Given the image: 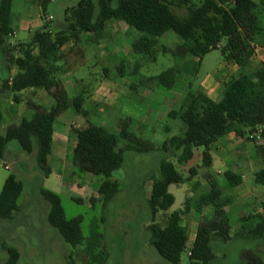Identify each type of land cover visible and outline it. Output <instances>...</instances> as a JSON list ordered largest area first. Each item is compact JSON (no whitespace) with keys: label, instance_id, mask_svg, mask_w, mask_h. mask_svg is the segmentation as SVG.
I'll list each match as a JSON object with an SVG mask.
<instances>
[{"label":"trees","instance_id":"obj_1","mask_svg":"<svg viewBox=\"0 0 264 264\" xmlns=\"http://www.w3.org/2000/svg\"><path fill=\"white\" fill-rule=\"evenodd\" d=\"M14 1L3 0L0 4V49L9 72L12 68L16 69L14 76L4 80L3 87L13 94L44 90L55 100V105L45 110L29 104L36 111L34 117L24 121L20 127L13 126L7 130L5 137L0 139V160L9 145L16 142L24 153L35 160L42 179L51 174L48 158L52 153L53 127L57 118L70 106H74L84 117L89 116L83 108L84 100H70L60 80L56 79V75L64 69L59 65L66 57L63 48L70 42H78L82 34L99 39L108 22L125 23L141 34L132 45L133 52L155 62L160 39L173 33L183 44L173 50L161 47L163 54L182 59L194 56L201 63L207 55L220 50L226 62L242 69L250 64L257 47L264 48V28L256 14L258 5L252 0H202L199 5L194 0H82L77 7L66 10L63 26L56 33L50 30L46 17L52 0H27L41 2L45 24L34 33L30 42L11 45ZM176 8L185 9L186 14H177ZM257 38L261 40L260 45L256 43ZM180 76L177 69L171 68L152 80L160 87L170 88L180 81ZM170 118H179L185 132L164 142L166 156L160 163L159 175L151 179L152 191L146 202L149 244L168 263L181 264L188 241L187 230L181 222L188 215L190 204L186 202L182 212L171 214L166 221L158 222V216L164 215L174 205L175 199L169 193V187L186 182L173 161L180 166L187 165L194 160L195 151L203 149L202 168L206 170L204 175L211 190L199 198L198 205L212 207L214 216L201 220L194 246L189 252V264H212L216 260L213 243L227 244L233 239L228 214L233 199L224 195L210 174L212 152L220 139L235 133L254 142L264 166V64L251 76L244 74L225 83L220 102H214L199 91L186 107L179 112H171ZM128 124L125 120L120 123L119 137L91 124L77 131L71 161L80 175L100 178L97 192L104 210L120 193V184L114 179V174L124 166L126 154L149 153L153 148L151 143L130 133ZM259 130L261 144L250 138ZM119 139L128 141L129 145L120 147ZM195 174L196 170L191 169L190 175ZM256 178L257 184L264 186V168ZM23 192V182L10 175L0 195V220L11 221L20 212L18 202ZM40 195L50 207L48 223L57 230L62 241L75 248L85 245L82 231L84 218L79 216L68 220L59 195L44 189ZM76 202L82 203L81 200ZM247 223L246 220L242 227L243 236L264 242V222L246 232L251 228ZM88 240V253L94 256L93 250L100 248L103 236L93 233ZM4 249L9 255L5 264H18L19 250L5 243ZM92 258L102 264L99 255ZM244 260L246 264H264L252 252L246 253Z\"/></svg>","mask_w":264,"mask_h":264},{"label":"crops","instance_id":"obj_2","mask_svg":"<svg viewBox=\"0 0 264 264\" xmlns=\"http://www.w3.org/2000/svg\"><path fill=\"white\" fill-rule=\"evenodd\" d=\"M2 1L0 0V4ZM18 1L21 4L16 8ZM49 20L51 17L49 19L47 17V22ZM44 24L41 2L15 0L12 5L14 37L9 39L10 44L30 42L33 36L25 42L19 38L22 35L31 36L36 30L42 29ZM62 26L63 24L58 26V31ZM140 37L141 34L138 31L129 28L125 23L111 21L106 24L99 39L82 34L78 42H70L63 48L62 51L66 57L59 65L64 69L62 73L56 75V79L60 80L70 100L76 98L84 100L83 108L89 116L84 117L76 111L74 106H70L57 118L53 127L52 153L48 158L51 174L46 179H42L32 156L21 149L18 150L15 144L11 143L0 160V195L10 176L9 173L15 172L13 175L19 180L20 176L21 178L22 175L27 176L38 186L39 192L44 189L61 198L81 200V204L89 205L90 208L91 205L88 203L101 202L97 192L100 181L85 174L83 175L85 178L80 181V173L71 161L77 142V131L85 129L89 124L106 130L108 126H111L115 136L119 137L120 123L125 120L128 121V125H136L138 129L147 130L146 136L151 142L164 143L170 136L172 138L182 136L185 132V126L179 118H170L171 112H179L186 107L199 91L205 93L214 102H220L223 98L225 83L244 74L251 76L261 64H264V48L257 47L254 58L244 69L222 59L215 70L200 80L196 87L190 84L187 86L186 83L179 81L170 88H163L152 80L154 77L143 79L140 76L142 65L136 57L138 55L132 49L134 41ZM163 38L166 41L165 46L162 47L169 50L183 44L173 33H168ZM174 58L182 63V68L175 67L180 73L184 71V65L193 64L194 67L200 68L204 61L202 59L199 63V59L194 56L185 59ZM85 66H88V72L84 74L81 70ZM110 71H117L116 81L108 79ZM15 74V68H12L11 73L9 72L6 59L0 49V139L5 137L10 127H20L24 121L34 117L36 111L29 104L45 110H50L55 105V100L44 90H27L13 94L5 89L4 80ZM138 78L142 79L138 83L134 82ZM120 146L124 147V144ZM11 147L16 152L12 151ZM212 157L210 174L215 182L220 184L224 195L233 199L228 207L229 217L238 214L240 222L243 223L242 227L247 220V225L251 228L246 232L259 221L264 222V186L258 185L256 178L264 166L254 142L239 137L235 133L229 134L219 140L216 149L212 152ZM199 160L197 162L195 155L192 162L183 166L184 168L190 166L187 176L180 172L186 179L184 184L169 187L168 191L175 202L165 213L171 215L182 212L186 202H189L190 211L181 222L182 227L187 230L186 249L189 248V252L194 246L201 220L214 216L212 207L198 205L199 198L211 190L210 183L204 175L206 170L202 168V155H199ZM193 168L196 174L191 176L190 170ZM23 195L24 192L21 198ZM101 205L103 208L102 202ZM4 222L7 221H0V230ZM4 243L7 244L0 236V264H5L9 259Z\"/></svg>","mask_w":264,"mask_h":264},{"label":"rangeland","instance_id":"obj_3","mask_svg":"<svg viewBox=\"0 0 264 264\" xmlns=\"http://www.w3.org/2000/svg\"><path fill=\"white\" fill-rule=\"evenodd\" d=\"M81 1L52 0L46 12L48 19L51 17V20H49L50 30L56 33L58 26L64 23L66 10L77 7ZM201 1L194 0L197 5ZM252 1L258 5L256 14L261 27L264 28V0ZM20 4L21 2L18 1L15 5L16 8ZM174 10L179 15L186 14L185 9L176 8ZM37 31L39 30L35 32ZM33 35L34 33L31 36L22 35L19 39L25 42L29 38L31 39ZM165 41L166 39L161 38L155 62L148 61L141 55L136 56L142 65L140 76L143 79L158 76L171 68H182V63L179 60L172 55L162 53L161 47L165 46ZM260 42L261 40L257 38L256 43L260 45ZM222 59L221 51L216 50L204 58L200 68L194 67L193 64L190 66L189 64L184 65L180 81L186 83L187 86L190 84L196 87L200 80L215 70L216 65ZM87 68L88 66H85L81 71L85 74L88 72ZM110 72L108 79L116 81L118 78L117 71ZM141 79L138 78L134 82L138 83ZM129 80H132V78H129ZM107 130L114 134L113 127L108 126ZM128 130L131 133L133 132L138 138L151 143L153 148L149 153L128 152L126 154L124 166L114 174V179L120 184V193L108 205L106 210L102 208L100 201L96 204L94 201L88 203L91 205L89 208V205L79 204L66 197L62 198L68 220L79 216L84 218L82 231L86 242L83 246L75 248L66 245L62 241L57 230L48 223L49 204L40 196L38 186L32 183L27 176L22 175V178L20 176V180L24 184V195L19 202L21 211L15 215L13 221L2 223L0 230L2 241L19 250L20 261L18 264H98L92 258L98 255L102 264H170L162 259L155 249L150 246V235L146 230L149 226V211L146 202L150 198L152 191L151 179L153 176L159 175L160 163L166 156L163 149L164 143L155 144L151 142L146 136L148 131L138 129L136 125H128ZM149 131L151 130L149 129ZM171 138L172 136L168 140ZM13 144L20 150L16 142H13ZM120 144H124V147H126L129 142L119 139ZM11 150L16 152L13 147H11ZM202 153L203 149L195 151L197 162L200 161L199 155H202ZM33 162L35 163L34 159ZM173 162L184 176L188 175L190 166L184 168L178 165L175 160ZM13 174L15 172L9 173V175ZM79 178L82 181L85 177L79 175ZM95 180H100V178H95ZM168 216L170 215L160 214L158 222L166 221ZM230 219L231 237L233 239L227 244L213 243V252L216 255V260L212 264H246L244 255L248 252L259 256L264 262V242L261 244L259 240L243 236V223L240 222L238 214L231 215ZM0 221L3 222L2 220ZM93 233L101 234L103 240L100 248H94V256H90L87 250V243ZM181 264H189V248L182 255Z\"/></svg>","mask_w":264,"mask_h":264},{"label":"built area","instance_id":"obj_4","mask_svg":"<svg viewBox=\"0 0 264 264\" xmlns=\"http://www.w3.org/2000/svg\"><path fill=\"white\" fill-rule=\"evenodd\" d=\"M14 35L11 36V38H13ZM260 134H261V130H259L257 133H255L251 138L255 139L259 144H261V139H260Z\"/></svg>","mask_w":264,"mask_h":264}]
</instances>
